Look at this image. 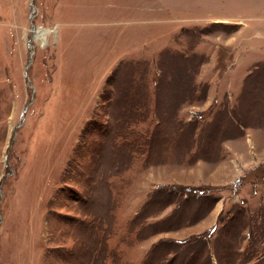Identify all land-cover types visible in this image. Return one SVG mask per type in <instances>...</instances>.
Segmentation results:
<instances>
[{"label": "rangeland", "instance_id": "rangeland-1", "mask_svg": "<svg viewBox=\"0 0 264 264\" xmlns=\"http://www.w3.org/2000/svg\"><path fill=\"white\" fill-rule=\"evenodd\" d=\"M0 264H264V0H0Z\"/></svg>", "mask_w": 264, "mask_h": 264}, {"label": "bare ground", "instance_id": "bare-ground-1", "mask_svg": "<svg viewBox=\"0 0 264 264\" xmlns=\"http://www.w3.org/2000/svg\"><path fill=\"white\" fill-rule=\"evenodd\" d=\"M36 35L40 34L41 37H43L45 34L47 35L48 32H42V33H39L38 31L35 32ZM43 42V41H42Z\"/></svg>", "mask_w": 264, "mask_h": 264}, {"label": "water", "instance_id": "water-1", "mask_svg": "<svg viewBox=\"0 0 264 264\" xmlns=\"http://www.w3.org/2000/svg\"><path fill=\"white\" fill-rule=\"evenodd\" d=\"M32 6V5H31ZM32 17L33 16H31V19H32ZM31 28H32V30L35 32V30H37L32 24H31ZM29 65V64H28ZM25 76H26V74H25ZM31 87V86H30ZM32 88V87H31Z\"/></svg>", "mask_w": 264, "mask_h": 264}, {"label": "trees", "instance_id": "trees-1", "mask_svg": "<svg viewBox=\"0 0 264 264\" xmlns=\"http://www.w3.org/2000/svg\"><path fill=\"white\" fill-rule=\"evenodd\" d=\"M185 243H183L182 245H184ZM179 246V245H178Z\"/></svg>", "mask_w": 264, "mask_h": 264}, {"label": "crops", "instance_id": "crops-1", "mask_svg": "<svg viewBox=\"0 0 264 264\" xmlns=\"http://www.w3.org/2000/svg\"><path fill=\"white\" fill-rule=\"evenodd\" d=\"M233 184V183H232Z\"/></svg>", "mask_w": 264, "mask_h": 264}]
</instances>
